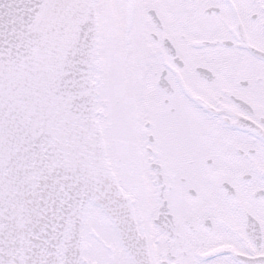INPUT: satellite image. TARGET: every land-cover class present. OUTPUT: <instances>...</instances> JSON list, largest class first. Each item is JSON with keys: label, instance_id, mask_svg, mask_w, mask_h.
<instances>
[{"label": "snow or ice", "instance_id": "1", "mask_svg": "<svg viewBox=\"0 0 264 264\" xmlns=\"http://www.w3.org/2000/svg\"><path fill=\"white\" fill-rule=\"evenodd\" d=\"M0 264H264V0H0Z\"/></svg>", "mask_w": 264, "mask_h": 264}]
</instances>
